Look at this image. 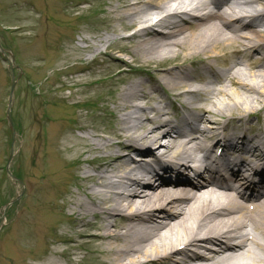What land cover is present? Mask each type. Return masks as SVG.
<instances>
[{
  "label": "bare ground",
  "instance_id": "obj_1",
  "mask_svg": "<svg viewBox=\"0 0 264 264\" xmlns=\"http://www.w3.org/2000/svg\"><path fill=\"white\" fill-rule=\"evenodd\" d=\"M92 5L103 30L71 45L81 96L63 138L71 264H264V136L248 133L264 119V0H71V14Z\"/></svg>",
  "mask_w": 264,
  "mask_h": 264
},
{
  "label": "rangeland",
  "instance_id": "obj_2",
  "mask_svg": "<svg viewBox=\"0 0 264 264\" xmlns=\"http://www.w3.org/2000/svg\"><path fill=\"white\" fill-rule=\"evenodd\" d=\"M99 19L96 5L71 14V0H0L7 56L0 52V264H71V149L63 138L71 133V93L81 96L71 87V45L103 30ZM97 92L84 102L100 104ZM7 109L17 125L13 142ZM173 111H181L179 100ZM40 147L47 153L38 159ZM17 171L21 182L12 177Z\"/></svg>",
  "mask_w": 264,
  "mask_h": 264
}]
</instances>
